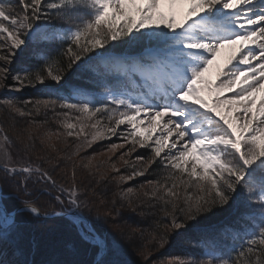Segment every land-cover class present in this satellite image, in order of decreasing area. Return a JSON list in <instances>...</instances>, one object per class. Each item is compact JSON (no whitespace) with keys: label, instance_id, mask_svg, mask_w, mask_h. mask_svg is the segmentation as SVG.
<instances>
[{"label":"snow or ice","instance_id":"snow-or-ice-1","mask_svg":"<svg viewBox=\"0 0 264 264\" xmlns=\"http://www.w3.org/2000/svg\"><path fill=\"white\" fill-rule=\"evenodd\" d=\"M70 72L98 91L0 99V264H129L125 245L141 264H264V0H0V89ZM49 110L58 127L40 133ZM117 136L127 174L84 154ZM233 206L198 257L152 258ZM29 218L74 230L59 258H32Z\"/></svg>","mask_w":264,"mask_h":264},{"label":"rangeland","instance_id":"rangeland-1","mask_svg":"<svg viewBox=\"0 0 264 264\" xmlns=\"http://www.w3.org/2000/svg\"><path fill=\"white\" fill-rule=\"evenodd\" d=\"M223 53L220 54V56L218 57V61L217 64H222L224 61L227 60V58L229 57V55L232 54L233 49L232 48H228V49H224L222 50ZM29 56L28 54H24V56L21 57V61H25V60H29ZM19 64H14L13 67H18ZM12 75H14L15 73H11ZM212 77L214 78L215 76V66L211 72ZM52 82V81H51ZM8 83H13V81L11 80V76L9 77V81ZM55 84V82H52ZM64 85V88H61L60 85H54V86H48L50 88V90L53 93H56V90L59 89V95H63L65 97H67L68 95V91L67 89L72 86L69 83L66 82H61ZM44 86L46 85H37L35 88L30 87V86H24L22 91H17L15 88L12 89H0V99H4V98H9V99H15L17 102L19 101H27V100H35L37 99L36 96L38 94H40L41 92H43L44 90ZM83 89H85L84 87H81ZM59 111V109H57ZM2 112V111H1ZM0 112V113H1ZM2 114L0 115V119H2ZM37 119L39 120H44L47 119L48 120V124L45 126V128H41L39 129V132L42 133L44 132L46 129H51L53 131L56 130V128L58 127V125L55 123L54 118H53V114L52 112L49 110L47 116H44L43 114L39 117H37ZM55 124H54V123ZM52 125H55V127L51 128ZM23 126V122H21V125ZM128 126L127 125H123L121 126V130L127 129ZM69 141H73L74 138L69 137L68 138ZM122 142L118 136L117 137H112L111 139H107V140H102L97 142L96 144H94L91 148H88L86 150V152L84 154L86 155H91L92 153H103L102 155H99L97 157L98 161H103V160H107L109 156L112 157V162H115L117 164V166L121 169V172L124 174H127V166L124 164L123 161H121L119 159L121 153H123L124 151H126V149H118L115 153H110L107 152L106 149L112 144V143H120ZM38 146H39V142ZM57 147L58 148H65L66 146L60 143H57ZM127 147H130V145H127ZM67 150H74L72 148L71 145L68 146ZM144 151H146L147 153L144 156H147L149 154V150L148 149H140L138 148L137 152L133 154L132 158L129 157H125V159H128L129 162H132V159L136 156V155H143ZM149 178H153V177H149ZM144 180L143 177H138L135 181L131 182L133 185L138 186L139 183H142ZM5 187V191H8V186L7 184L4 185ZM48 200V197H41L40 198V202L44 203ZM235 207V206H233ZM236 208V207H235ZM87 211V210H86ZM93 214H95V210H93ZM29 220L32 223L31 228L29 227V231H31L34 236L36 237L37 235H39V230L40 228L42 229H46V227L51 226V223H47L46 221L48 220H54V219H32L29 218ZM45 222H42L44 221ZM56 220V219H55ZM38 221V222H37ZM44 226V228H43ZM108 231L111 232L112 229L110 226H108ZM189 229L186 230H181L178 233H173L170 237V242L169 244L164 248L161 249L159 252H156L153 254V259H159V260H167L171 257L174 256H179L180 257V251L183 249H186L188 247L187 244H183L182 242H180L182 240L183 237V233H189ZM41 234V233H40ZM115 235V234H113ZM40 236V235H39ZM115 238L117 240H119V236H115ZM121 243H123V241H121ZM125 247L127 248V259L129 261V264H133V263H137V264H141L142 258L140 257V255L137 253L135 246H129V245H125ZM193 258V257H192Z\"/></svg>","mask_w":264,"mask_h":264},{"label":"trees","instance_id":"trees-1","mask_svg":"<svg viewBox=\"0 0 264 264\" xmlns=\"http://www.w3.org/2000/svg\"><path fill=\"white\" fill-rule=\"evenodd\" d=\"M29 60H25V61H29ZM62 82L69 83L70 85H79L80 87H84L91 91H98V89H93V86L91 83H86L84 79H82L80 76L72 72L68 73L65 76L64 81ZM54 85L55 84L52 83L51 81L46 82V86H44L43 92L38 94L36 98L37 99L49 98L50 95H52L53 98H55V96L53 95L54 93L48 87V86H54ZM1 114L3 116L2 117L3 119L4 118L3 111L0 113V115ZM53 127H55V125L51 126V128ZM146 153L147 152L144 151L143 155H145ZM40 203L44 204L45 202L44 203L40 202ZM237 215H238L237 208L226 207L224 209L215 210L214 213L208 215L207 217L201 218L199 224L189 228V231H190L189 233H183V237L180 242H182L183 244H187L188 247L180 251L181 252L179 254L180 257H185V258L198 257L200 246L197 245V240L201 232L212 229V228L219 227L224 224H228ZM42 222H45V220ZM47 223H51L50 224L51 226L46 227V229L40 228L39 230L40 236L37 235L35 237L34 234L31 231H29L32 235V238L36 241L37 247H36L35 254L32 258L37 261L59 258L58 250L62 247L63 242L65 240L72 239L75 237L74 230L70 229L69 226L65 222L54 219V220H49V221L47 220L46 224ZM31 226H32V223L30 221L29 225L27 226L28 230H30L29 227L31 228ZM133 264H137V263H133Z\"/></svg>","mask_w":264,"mask_h":264},{"label":"bare ground","instance_id":"bare-ground-1","mask_svg":"<svg viewBox=\"0 0 264 264\" xmlns=\"http://www.w3.org/2000/svg\"><path fill=\"white\" fill-rule=\"evenodd\" d=\"M223 53V51L221 52V54Z\"/></svg>","mask_w":264,"mask_h":264}]
</instances>
